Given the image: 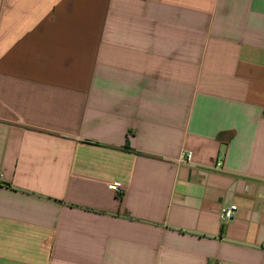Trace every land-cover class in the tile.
<instances>
[{
	"label": "crops",
	"instance_id": "1",
	"mask_svg": "<svg viewBox=\"0 0 264 264\" xmlns=\"http://www.w3.org/2000/svg\"><path fill=\"white\" fill-rule=\"evenodd\" d=\"M0 264H264V0H0Z\"/></svg>",
	"mask_w": 264,
	"mask_h": 264
},
{
	"label": "built area",
	"instance_id": "2",
	"mask_svg": "<svg viewBox=\"0 0 264 264\" xmlns=\"http://www.w3.org/2000/svg\"><path fill=\"white\" fill-rule=\"evenodd\" d=\"M192 160H193V153L188 151V152H185L182 155V157L180 159V162L189 164V163L192 162ZM110 188L114 192H116L120 197L122 196L123 191H122V189L120 188L119 185L114 184V185H111ZM237 211H238V206H236V205H232V206H230L228 208H224L222 210V221L223 222H228V221L233 220L236 217Z\"/></svg>",
	"mask_w": 264,
	"mask_h": 264
}]
</instances>
